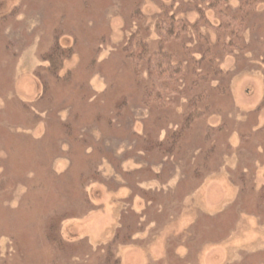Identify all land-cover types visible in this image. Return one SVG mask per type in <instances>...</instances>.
<instances>
[{
  "label": "rangeland",
  "instance_id": "1",
  "mask_svg": "<svg viewBox=\"0 0 264 264\" xmlns=\"http://www.w3.org/2000/svg\"><path fill=\"white\" fill-rule=\"evenodd\" d=\"M139 1L152 30L156 0ZM131 2L0 0V264H264V0L248 50L221 60L227 94L160 154L143 135L170 140L186 100L159 122L140 105L120 53ZM56 32L71 76L43 95Z\"/></svg>",
  "mask_w": 264,
  "mask_h": 264
},
{
  "label": "trees",
  "instance_id": "2",
  "mask_svg": "<svg viewBox=\"0 0 264 264\" xmlns=\"http://www.w3.org/2000/svg\"><path fill=\"white\" fill-rule=\"evenodd\" d=\"M156 3L159 12L151 30L144 24L140 1L131 2L125 13L126 34L120 53L132 74L140 105L156 116L157 122L160 120L157 114L171 110L182 97L186 100L179 115L180 125L173 130L170 140H150L148 133L143 135V149L147 152L150 148L156 149L160 154L172 152L175 143L184 139L193 123L206 120L211 113L212 97L222 98L227 94L221 60L248 50L244 37L259 0H236L235 3L231 0H156ZM188 7L195 16L193 22L187 15V18L181 15ZM260 19L255 43L264 75V16ZM60 35L55 33L51 47L41 56L46 65L36 71L43 95L50 91L52 81L63 86L71 76V73L59 76L73 49V44L69 47L60 44ZM162 142L167 144L164 151L160 149ZM260 192V201L264 203V187ZM83 203L89 204L90 200L84 196ZM59 240L56 245L63 250V240Z\"/></svg>",
  "mask_w": 264,
  "mask_h": 264
}]
</instances>
